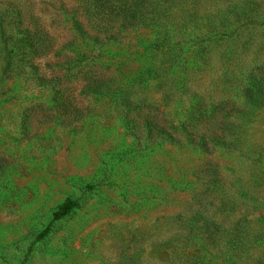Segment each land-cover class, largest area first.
Listing matches in <instances>:
<instances>
[{"label":"rangeland","instance_id":"obj_1","mask_svg":"<svg viewBox=\"0 0 264 264\" xmlns=\"http://www.w3.org/2000/svg\"><path fill=\"white\" fill-rule=\"evenodd\" d=\"M14 3L43 34L32 56L0 18V264H264V94L244 90L264 0H197L186 28L101 44L71 28L72 0ZM121 89L173 123L219 104L212 130L230 126L207 149L137 141Z\"/></svg>","mask_w":264,"mask_h":264},{"label":"trees","instance_id":"obj_2","mask_svg":"<svg viewBox=\"0 0 264 264\" xmlns=\"http://www.w3.org/2000/svg\"><path fill=\"white\" fill-rule=\"evenodd\" d=\"M196 3L197 0H72L70 7L63 8V15L68 18L71 28L79 37L101 44L117 40L127 30L138 26H154L159 35L168 33L170 27L186 28L196 16ZM20 7L22 6L16 5L14 0H0V18L12 30L14 28L15 36L10 35L8 39L16 46L28 48L34 56L39 52L43 32L38 29L33 14ZM22 54L25 55L26 52ZM143 74L148 75V72L142 71L140 76L134 78L131 88L144 80ZM102 79L103 77L98 76L95 82ZM244 90L250 97L264 94V64L248 72ZM117 95L127 108L124 113L126 128L137 141L166 139L177 144L188 143L207 149L205 137L209 136L208 131H212L214 138H209H212L210 140L215 145L223 136L221 133L230 126L221 120L216 127L220 135L212 130L219 104L210 106V109L198 104V108L192 110L184 121L173 123L155 100L141 98L136 93L131 94L129 100L123 89ZM76 204L75 200L67 199L53 213L54 218L66 215ZM47 232L48 228L41 235Z\"/></svg>","mask_w":264,"mask_h":264}]
</instances>
